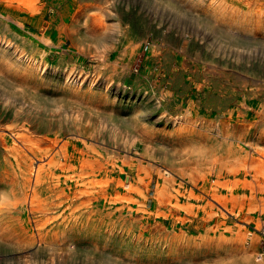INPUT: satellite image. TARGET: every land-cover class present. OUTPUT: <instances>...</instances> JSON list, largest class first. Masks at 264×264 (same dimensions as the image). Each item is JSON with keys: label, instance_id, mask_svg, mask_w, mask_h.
Masks as SVG:
<instances>
[{"label": "rangeland", "instance_id": "1", "mask_svg": "<svg viewBox=\"0 0 264 264\" xmlns=\"http://www.w3.org/2000/svg\"><path fill=\"white\" fill-rule=\"evenodd\" d=\"M231 2L239 9L237 19H259L263 38L250 39V60H235L236 45L247 39H230L236 32L231 19L223 29L207 25L214 14L204 4L77 0L68 13L64 0H0V37L9 43L0 44V128L29 129L39 160L68 143L74 166L80 159L98 161L87 174L94 176L92 187L59 168L57 190L50 191V178L32 182L49 210L26 217L25 211L10 210L8 200L12 193L21 195L27 170L22 163L16 168L0 146V173L9 177L0 188V228L21 235V243L0 240V264H264V190L253 199L251 220L226 213L224 225L215 228L216 214H204L202 202L188 196L191 189L201 193L186 178L175 172L171 184H162L156 174L162 163L184 159L177 155L183 149L226 144L212 134L200 144L177 141L184 130L171 118L195 106L217 125L218 109L236 107L242 93L250 99L248 89L264 83V0ZM28 3L39 10L27 12ZM26 57L42 60L45 69L28 68ZM69 70L88 79L75 87L66 81ZM259 94L264 99V90ZM3 137L11 143L8 132ZM118 178L135 190L115 183ZM105 180L106 196L80 193L94 194ZM161 188L172 200L167 205L177 197L179 219L155 199ZM62 189L69 198H57ZM250 193L242 187L236 200L248 203Z\"/></svg>", "mask_w": 264, "mask_h": 264}, {"label": "bare ground", "instance_id": "2", "mask_svg": "<svg viewBox=\"0 0 264 264\" xmlns=\"http://www.w3.org/2000/svg\"><path fill=\"white\" fill-rule=\"evenodd\" d=\"M64 1H68V4L64 6V9L68 13L75 10V3L77 0ZM187 1L190 3L204 4L206 5V8H213L211 13H213L214 16L207 18V25L215 23L219 28L223 29L222 25L225 24V20L231 19V27L234 26L233 30L236 32L235 35L230 37V39L236 41V44L244 38L247 39V41L245 39L243 40L246 44L241 43L238 47L236 45L235 56H233L235 60H250L255 57V51L249 50L250 46L248 47V44L252 40L255 41L254 39L257 37L260 39L263 38L258 33L260 31L258 18L256 21L248 18L237 19L240 12L238 11L239 9L233 6L231 0ZM237 1L249 3V0ZM167 5L171 7L170 3H167ZM24 7L29 13H36L39 10L31 3L24 5ZM32 22L34 24L39 23L35 17H32ZM229 25V23H226V26ZM0 44L9 45V43L2 37H0ZM14 51L16 52L18 50L15 49ZM16 53L18 54V52ZM259 54H257L256 57ZM263 56L264 54H261V57ZM24 61L28 63V68H31L33 71L41 72L46 67L42 60L33 57H26ZM64 74L66 81L75 87H78L82 81L88 79V76H77L73 70L66 71ZM89 82L90 84H93L92 79ZM262 90H264V83L248 89L249 93H252L250 99H248L246 92L242 93L236 107H232V109L229 110L226 108V112H221V110L218 109L221 118L217 120V125L216 122L206 118L205 115H200L199 111L194 109L196 108L195 106L190 107L185 113H180L171 118V122L174 125H177L184 130V132L177 134L175 137L177 141L191 140V143L200 144L204 143V141L212 134L217 140L219 139L226 142V144L220 145V149L214 148L213 150H210L207 145L200 146V152L194 149H183L182 153L177 154L179 157L184 158L180 162H172V166L167 163H162L156 167V174L160 176L159 178L161 179L162 184L169 182L171 184L174 180L173 175L177 172L182 178H186L189 183L192 184L193 188L201 193V195H196L191 189L188 192V196L202 202L201 210L204 214H207L208 211L216 214L215 228L224 225L223 222H225L226 213L236 217L245 216L243 223L251 220L249 213L256 208L253 199L257 197L256 195L259 194V192L262 193L264 190V186H262L264 185V99L259 94ZM215 125L217 127H213ZM27 131H29L27 128H0V146L3 147L7 155H11L15 159L16 168H20V164L22 163L25 170H27L26 176L28 178H22L20 181L22 183L19 182L20 187L22 188L21 195L18 193H12L9 195L10 199L8 200V203L11 206L10 210L15 212L25 211L26 217L28 213L38 214L40 217L46 215L49 210V204L38 199L37 192L34 191V188H31L32 182L34 185H37V183L40 184L46 178H50L51 181L55 180L52 183L53 186L51 184L49 187L50 191L57 190L55 187H57L60 182V176L54 175V169L59 168L66 173L71 171L74 177L79 180L88 179L86 185L92 187L95 183L92 178L94 176L87 174L94 171L93 163L98 161L80 159L78 167L74 166L72 163V155L68 151V143H64L62 148L55 151V156L48 158L45 161L42 157L41 160H39L36 158V146L30 136L27 135ZM5 132H8L12 137L11 143H7L6 139L3 137ZM23 159H26L28 163H24L22 161ZM104 159L102 160L103 162L101 161L102 167H104ZM35 160L40 161L38 165H34ZM240 175H242V177H239ZM248 177H250L249 179L251 181ZM8 178L7 174L0 173V188L7 183ZM230 178L237 180L234 182L231 181ZM241 179L243 182L240 181ZM200 182L203 183L202 186H198ZM108 183L107 180L101 182L102 185L99 190L97 189V191L94 192V194L93 192H89V190H83L80 193L89 194V197L93 195L92 198L106 196L108 194ZM115 183L126 188L127 191L135 190L133 184L130 181L128 182V180L126 182L125 180L118 178ZM252 184L255 186H252ZM223 187L226 188V195L221 193L220 188ZM242 187L251 191L250 202L248 203L244 202L243 199L239 201L236 200V196L239 195ZM63 191L64 190L62 189V194L55 193L57 198L67 199L70 197L69 194L63 195ZM164 191V188H161L158 191L156 190L155 199L158 201L159 205L164 204V208L169 211L170 215L179 219L177 213L182 206L177 197L174 198V204L167 205L171 204L172 200L169 197H165L166 193ZM76 197L77 196L74 193L71 198ZM259 211L263 212V207L260 206ZM186 218L187 217H183L181 220L183 221ZM201 219H204L203 215L201 216ZM19 227L21 230L24 229L22 223ZM19 236L21 237L17 230L13 233L7 227L0 228L1 241L14 244L21 243ZM39 241L41 243L45 242L42 237H39ZM253 241L254 240H252V242Z\"/></svg>", "mask_w": 264, "mask_h": 264}, {"label": "built area", "instance_id": "3", "mask_svg": "<svg viewBox=\"0 0 264 264\" xmlns=\"http://www.w3.org/2000/svg\"><path fill=\"white\" fill-rule=\"evenodd\" d=\"M263 233H264V228H263ZM264 236V235H263Z\"/></svg>", "mask_w": 264, "mask_h": 264}]
</instances>
